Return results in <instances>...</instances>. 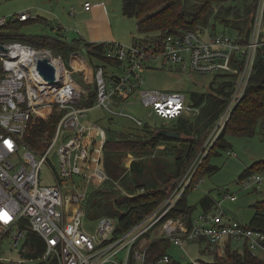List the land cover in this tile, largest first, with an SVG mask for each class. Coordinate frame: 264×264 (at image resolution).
<instances>
[{"label": "built area", "instance_id": "obj_1", "mask_svg": "<svg viewBox=\"0 0 264 264\" xmlns=\"http://www.w3.org/2000/svg\"><path fill=\"white\" fill-rule=\"evenodd\" d=\"M83 7L89 9L90 3L85 2ZM263 9L264 0H259L247 43H240L237 36L223 31L207 35L205 28H177L161 37L133 39L128 45L103 41L106 46L98 54L105 60L93 58L100 60L96 70L82 48L65 60L51 48L0 41L4 46L0 48V231L10 234L17 244L26 232L20 229V224L27 222L31 232L44 241L45 251L39 258L55 259L57 264H154L146 260V249L155 240L166 239L182 247L198 238L209 241L210 249L219 245L224 252L225 243L229 242L231 249L242 252L246 248L254 257L264 260V233L225 218L220 201L193 215L190 226L180 217H167L246 89L257 50L264 46ZM69 15L73 16L74 11L70 10ZM34 18L29 10L0 17V31L9 21ZM63 27L58 23L53 29L63 32ZM75 56L91 66V74L85 80L79 74L84 69L74 65ZM43 58L54 67L53 82L45 79L37 68V60ZM235 58L243 59V66L226 109L197 163L186 170L172 193L152 213L120 234H114L116 219L105 215L98 219L94 232L88 231L84 223L88 192L110 178L101 164L107 129L99 119L87 121V112L102 107L110 115L129 116L136 126L142 125L141 119L124 111L125 101L136 100L149 106L160 119L192 116L198 108L192 106L183 92L143 89V72L166 64L181 72L207 74L219 69L235 72L232 66ZM107 66L121 72L106 77ZM74 75H79L78 81ZM80 82L90 87L83 89ZM92 89L93 102L83 105ZM52 106L59 113L55 128L43 141L42 149L32 147L25 136L38 123L40 113ZM53 152L57 168L49 159ZM44 164L51 170L53 184H41ZM263 180L264 170L244 176L241 183L245 188L257 189ZM115 184L118 187V182ZM136 191L141 193L144 188ZM222 197L236 200L234 194L223 193ZM232 242H237L241 250ZM209 251L203 247V252ZM168 259L164 255L158 262ZM189 263L201 264L194 259Z\"/></svg>", "mask_w": 264, "mask_h": 264}, {"label": "trees", "instance_id": "obj_2", "mask_svg": "<svg viewBox=\"0 0 264 264\" xmlns=\"http://www.w3.org/2000/svg\"><path fill=\"white\" fill-rule=\"evenodd\" d=\"M187 1L122 0L121 12L126 17H134L137 22L138 33L141 34L140 39L149 40L157 36L161 37L177 28L202 29L203 26H206L208 15L212 12V4L229 0H200V3L194 0L195 4L191 5L190 8H187ZM243 1L245 2L244 15L246 19L248 18L247 16H250L248 18L250 26L245 31L240 29L237 38L240 43H247L259 0ZM193 7L194 10H191ZM221 21L224 24L227 23L226 19ZM35 22L45 26L49 25L48 19L39 15L34 19L25 21H9L1 28L0 41H16L30 44L34 47L51 48L55 52L61 53L65 60H68L72 52L79 48H85L86 56L94 70H96L100 60H105L98 54L104 50L105 42H88L81 37L67 42L62 39L64 37L62 32H55L53 35L21 32L23 27ZM94 57H100V60H94ZM105 62L113 64L114 61L107 60ZM232 66L236 69L235 72H223L216 75L209 83L206 91L190 93L189 98L192 106L198 108V112L193 116H179L172 119V127L167 128L164 124L145 122L142 126L145 130L143 134H135L136 129L129 132L106 131L101 164L110 179L90 188L84 202L85 212L92 211L99 214L113 211V216L111 217L116 219L114 234L126 231L133 224L152 213L172 193L186 170L192 164L194 167L201 156L204 144L221 118L233 94L237 78L242 70L243 59H233ZM1 71L0 62V75ZM217 78L222 79L217 81ZM94 96L95 91L92 89L89 100L83 105L92 103ZM58 119L59 113H57L55 106L42 111L38 123L29 129L25 140L32 147L42 149L43 141L51 136ZM259 121L262 123L264 135V46L257 50L243 95L229 114L223 128L206 155L197 165L189 185L174 202L167 217H180L188 226L191 225L194 206L188 204L187 193L197 185L203 174L211 173L218 169L217 166L208 163V157L213 153L217 154V149H225L230 146L226 139L228 134L252 137L256 132ZM161 128L177 131L180 133V137L170 138L160 134L158 130ZM160 144L164 145L160 153L171 155L168 149L171 152L177 149V155L173 154V159L169 162L166 160H164L166 162H160L159 158L156 159L153 156L150 159L151 162L147 163V160H149L147 158L154 154V149H158ZM127 153L142 155L143 157H135L130 162L129 169L122 170L119 162ZM148 169L149 172L147 171ZM262 170H264V159L256 160L246 167L238 178L242 179L248 174ZM153 172L157 174L158 178L154 177ZM115 182L121 184L122 190L117 187ZM139 188H144V191L137 193L136 190ZM200 203L203 209H208L212 206V201L208 196L202 197ZM252 208V217L249 223L244 224V226L264 233V199L255 201L252 204ZM194 242L210 250L209 254L213 258L211 262L200 260L201 264H264V260L254 257L246 248L242 252L231 249L229 242L225 243L224 255L221 253L219 245H215L210 249L211 243L203 238H198ZM171 246L172 244L169 240H155L146 249V260L154 262V264H190L189 262L181 263L176 261L168 253ZM22 247L24 249L21 251V259L40 257L45 251L43 239L30 231L29 237L23 241ZM164 255L169 256L168 261L158 262ZM41 263L57 264V261L55 259L41 260ZM0 264L8 263L0 260Z\"/></svg>", "mask_w": 264, "mask_h": 264}, {"label": "rangeland", "instance_id": "obj_3", "mask_svg": "<svg viewBox=\"0 0 264 264\" xmlns=\"http://www.w3.org/2000/svg\"><path fill=\"white\" fill-rule=\"evenodd\" d=\"M91 3L95 0H88ZM106 4V8L109 9L110 18L113 21V28L117 33L116 41L121 44L128 45L133 42V39H140L141 34L137 30V22L134 17H124L120 12L121 0H103ZM84 0H0V17H8L15 13H20L26 10L31 12L33 17L38 15L47 18L49 25L45 26L38 22L31 23L22 28L21 32L30 34H50L53 35L55 30L53 29L58 23L64 25L63 36L67 42L72 41L78 37L76 29H82V24L88 15L79 13V6L84 10ZM194 0L187 1V8L195 4ZM200 3V0H197ZM74 11V16L69 15V11ZM194 10V7L193 9ZM209 11V8H208ZM211 13L208 15L206 26V34H213L219 32L228 33L234 37L237 36L238 31L242 29L245 31L250 26V21L245 12V2L243 0H229L225 2L213 3ZM81 19V21H80ZM222 19H226L227 23L224 24ZM264 29V21H263ZM120 69H115L112 66H107L106 77L109 74L120 73ZM225 72L224 69H219L213 73L199 74L190 72H181L175 66L166 64L165 66L155 69H146L142 74V88L143 89H160L164 91H180L189 99L191 92H204L208 89L209 83L215 78L216 75ZM79 74L85 80V72L80 71ZM79 76V75H78ZM74 75V78L78 81L79 77ZM222 78H217L220 81ZM81 83V82H80ZM82 84V83H81ZM90 85L82 84L83 89L89 88ZM124 111L142 120L143 123H157L164 124L167 128L173 126V120H164L157 117L151 112L149 106L144 105L140 101L129 100L124 102ZM193 116V115H192ZM100 120V123L108 131H124L129 132L134 129L135 134H143L144 127L137 125L129 116H114L108 114L102 107H94L87 112V121L93 122L94 120ZM162 122V123H161ZM156 127V125H154ZM263 126L261 121L258 122L256 132L252 137H241L238 135L228 134L226 136L230 146L225 149H217V154H211L208 157V163L217 166L218 169L211 173H205L202 175L197 185L189 190L187 193V202L189 205L194 206L193 213L197 215L203 209L200 199L208 196L212 205L215 202L220 201L222 210L224 211L225 218L233 223L247 224L252 217L253 208L252 204L255 201L262 200L264 198V180L257 185V189L245 188L241 183V179L238 176L242 171L251 165L253 161L264 159V135ZM214 129L212 130L213 133ZM211 133V134H212ZM210 134V136H211ZM209 136V137H210ZM208 137V139H209ZM164 147L163 144L158 146V149H154L152 154L147 159V163L151 162V158H159V161L166 162L173 159V154L177 155L176 150H169L171 155H165L160 153ZM235 152V156L228 153ZM175 152V153H174ZM23 151L18 152V158L22 157ZM135 157H143L142 155H134L127 153L123 156L119 162V166L122 170H128L130 162ZM50 161L54 168H57L55 161V152L50 156ZM166 160V161H164ZM152 166V164H151ZM149 172V169L147 170ZM259 173V172H258ZM155 178L157 174L153 172ZM41 184H53L54 178L51 174V170L48 165H43L40 171ZM67 184V183H65ZM122 187L118 182V187ZM120 189V188H119ZM223 193L234 194L236 200L229 201L222 197ZM113 216V211L94 213H85V228L88 231L94 232L98 219L101 216ZM20 229L26 231L23 235V239L17 244L11 238L10 234H3L0 231V260L7 262L8 264H42L39 257L21 259V251L24 249L23 241L29 237V231L31 232L27 222L20 224ZM28 232V233H27ZM27 233V235H26ZM31 234V233H30ZM233 246L241 250V247L237 242H232ZM203 245L199 246L196 242H187L182 247L172 245L168 253L178 262L188 263L190 259L201 260L204 262H211L212 255L203 253ZM224 255V252H221Z\"/></svg>", "mask_w": 264, "mask_h": 264}, {"label": "crops", "instance_id": "obj_4", "mask_svg": "<svg viewBox=\"0 0 264 264\" xmlns=\"http://www.w3.org/2000/svg\"><path fill=\"white\" fill-rule=\"evenodd\" d=\"M85 2H89L90 7L89 9L84 8V10H82V8L79 6V13H83L88 16L85 18L86 20L83 22L85 24H82L83 28L81 30L77 29L79 31L78 37H81L82 39L88 42L116 41L115 39L118 38L117 37L118 35L115 32V29L113 28V21L110 18V12L109 9L106 8L105 2L103 0H95V2L91 3L88 0H84L83 4ZM121 4H122V0H121ZM121 4H120V12H121ZM74 59L78 64L81 65L80 68L84 69L86 77H89L92 71L89 63L79 58V56H75Z\"/></svg>", "mask_w": 264, "mask_h": 264}, {"label": "water", "instance_id": "obj_5", "mask_svg": "<svg viewBox=\"0 0 264 264\" xmlns=\"http://www.w3.org/2000/svg\"><path fill=\"white\" fill-rule=\"evenodd\" d=\"M0 48L4 49V46L2 44H0ZM82 52L86 53V49L82 48ZM37 68L45 79H47L49 82L54 81V77H55L54 67L48 62V60L46 58L37 60ZM158 132L160 134H163V135L170 137V138H179L180 137L179 132L170 131V130L165 129V128L159 129Z\"/></svg>", "mask_w": 264, "mask_h": 264}, {"label": "bare ground", "instance_id": "obj_6", "mask_svg": "<svg viewBox=\"0 0 264 264\" xmlns=\"http://www.w3.org/2000/svg\"><path fill=\"white\" fill-rule=\"evenodd\" d=\"M74 65H75L76 67H80V66H81L80 64H78V63L75 61V59H74Z\"/></svg>", "mask_w": 264, "mask_h": 264}]
</instances>
